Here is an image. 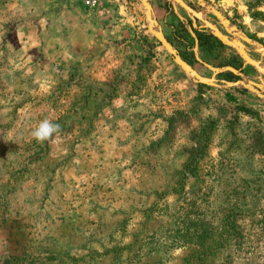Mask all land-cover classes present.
<instances>
[{
  "label": "rangeland",
  "instance_id": "1",
  "mask_svg": "<svg viewBox=\"0 0 264 264\" xmlns=\"http://www.w3.org/2000/svg\"><path fill=\"white\" fill-rule=\"evenodd\" d=\"M62 1L66 46L0 45V264H264V0H146L203 82L141 0Z\"/></svg>",
  "mask_w": 264,
  "mask_h": 264
},
{
  "label": "crops",
  "instance_id": "2",
  "mask_svg": "<svg viewBox=\"0 0 264 264\" xmlns=\"http://www.w3.org/2000/svg\"><path fill=\"white\" fill-rule=\"evenodd\" d=\"M177 3L184 6L179 0ZM200 3L202 4V1ZM141 4L145 11L150 10L146 0H141ZM62 7H64L62 0H0V45L9 50H19L20 54H27V52L39 47L60 49L66 46L67 36L62 33L64 32L63 27L72 29L74 26L69 23L68 11ZM206 9L218 18L226 33L231 35L230 39L223 36L225 39L221 40L228 45L231 42H236L242 46L239 39L243 38L235 35L237 31L234 27L211 7ZM193 15L202 22L204 21L201 13H193ZM204 23L217 31L214 26L206 21ZM68 31L66 30V32ZM47 34H52L50 41L46 38Z\"/></svg>",
  "mask_w": 264,
  "mask_h": 264
},
{
  "label": "water",
  "instance_id": "3",
  "mask_svg": "<svg viewBox=\"0 0 264 264\" xmlns=\"http://www.w3.org/2000/svg\"><path fill=\"white\" fill-rule=\"evenodd\" d=\"M149 16H150V12L148 13V15L146 16V20L149 22L150 24V33L151 35L157 40V42L161 45V47L172 57L173 59V62L185 73L187 74L189 77H191V74H192V69L186 64L184 63L175 53V51L170 47V45L165 41V39H161L160 36H157V33H160L159 31L157 30H154L153 28L155 27V23L153 22V20L149 19ZM213 33V32H212ZM214 35V34H213ZM216 37V35H214ZM217 38V37H216ZM219 39V38H218ZM168 45H166V43ZM171 48V49H169ZM237 52V51H236ZM238 53V52H237ZM238 55L242 58V60L246 61L245 57H243L242 55H240L238 53ZM180 61H179V59ZM194 76V75H192ZM192 78V77H191ZM193 79V78H192ZM193 80H199L198 78L197 79H193ZM199 82V81H197Z\"/></svg>",
  "mask_w": 264,
  "mask_h": 264
},
{
  "label": "clouds",
  "instance_id": "4",
  "mask_svg": "<svg viewBox=\"0 0 264 264\" xmlns=\"http://www.w3.org/2000/svg\"><path fill=\"white\" fill-rule=\"evenodd\" d=\"M61 131L59 124L54 123L48 119H43L39 122L38 126L31 131V137L38 143H44L50 140L55 134Z\"/></svg>",
  "mask_w": 264,
  "mask_h": 264
},
{
  "label": "trees",
  "instance_id": "5",
  "mask_svg": "<svg viewBox=\"0 0 264 264\" xmlns=\"http://www.w3.org/2000/svg\"><path fill=\"white\" fill-rule=\"evenodd\" d=\"M206 135V132L205 130H203V132L201 133V136L204 137ZM200 140H196L195 144H196V147L192 148V156H191V159L190 161L184 166L185 169H186V172L187 173H191L194 168H195V165H196V159H197V150L199 149H202V147L205 146V140L201 138H199ZM228 235H225L223 236L222 238V241H225L227 239Z\"/></svg>",
  "mask_w": 264,
  "mask_h": 264
},
{
  "label": "bare ground",
  "instance_id": "6",
  "mask_svg": "<svg viewBox=\"0 0 264 264\" xmlns=\"http://www.w3.org/2000/svg\"><path fill=\"white\" fill-rule=\"evenodd\" d=\"M174 1H177L178 2V0H174ZM150 12V10H146V16L148 15V13ZM198 17L200 18V16L198 15ZM227 23V22H226ZM207 25V24H206ZM235 29V28H234ZM236 30V29H235ZM213 33H214V35H216V37L217 38H219L220 40L222 39V40H224L225 38L223 37V36H221V34H219L218 33V31H216L215 29H213ZM157 36H160L161 37V39H163L164 37L160 34V33H157ZM165 39V38H164ZM221 40V41H222ZM223 42V41H222ZM166 43V42H165ZM166 45H168L167 43H166ZM230 45L231 46H233L234 48H236V50H237V52L240 54V55H242L243 57H245V59H246V61L247 62H251L250 61V59L245 55V52L243 51V49H241V48H238V46H237V44L236 43H233V42H231L230 43ZM169 49H171V48H169ZM179 59V58H178ZM179 61H180V59H179ZM253 63V62H252ZM251 64V63H250ZM253 64H255V63H253ZM192 75H194V76H192ZM190 76V75H189ZM191 77L193 78V79H199V80H197V81H199V82H203L204 81V79H202V78H200L199 76H197V74L194 72V71H192V74H191Z\"/></svg>",
  "mask_w": 264,
  "mask_h": 264
},
{
  "label": "built area",
  "instance_id": "7",
  "mask_svg": "<svg viewBox=\"0 0 264 264\" xmlns=\"http://www.w3.org/2000/svg\"><path fill=\"white\" fill-rule=\"evenodd\" d=\"M81 5L85 9H97L102 3V0H80Z\"/></svg>",
  "mask_w": 264,
  "mask_h": 264
}]
</instances>
